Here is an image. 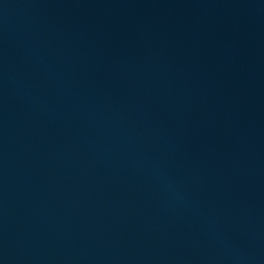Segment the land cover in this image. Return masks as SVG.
I'll return each instance as SVG.
<instances>
[{
  "label": "water",
  "instance_id": "obj_1",
  "mask_svg": "<svg viewBox=\"0 0 264 264\" xmlns=\"http://www.w3.org/2000/svg\"><path fill=\"white\" fill-rule=\"evenodd\" d=\"M0 264H264V0H0Z\"/></svg>",
  "mask_w": 264,
  "mask_h": 264
}]
</instances>
